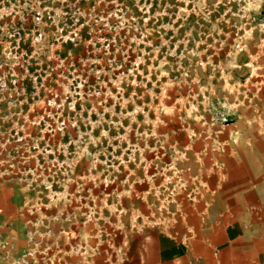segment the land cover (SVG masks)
I'll list each match as a JSON object with an SVG mask.
<instances>
[{
    "label": "rangeland",
    "instance_id": "374dc122",
    "mask_svg": "<svg viewBox=\"0 0 264 264\" xmlns=\"http://www.w3.org/2000/svg\"><path fill=\"white\" fill-rule=\"evenodd\" d=\"M263 108L264 0H0V264H119Z\"/></svg>",
    "mask_w": 264,
    "mask_h": 264
},
{
    "label": "crops",
    "instance_id": "0c3cea01",
    "mask_svg": "<svg viewBox=\"0 0 264 264\" xmlns=\"http://www.w3.org/2000/svg\"><path fill=\"white\" fill-rule=\"evenodd\" d=\"M242 111L218 125L229 139L212 149L211 178L200 157L196 183L119 215L132 228L119 264H264V108Z\"/></svg>",
    "mask_w": 264,
    "mask_h": 264
}]
</instances>
